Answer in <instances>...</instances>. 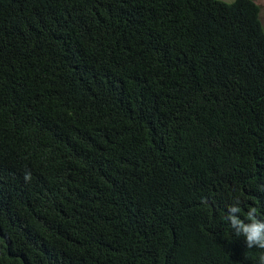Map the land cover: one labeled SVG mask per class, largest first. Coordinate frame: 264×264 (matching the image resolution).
<instances>
[{
  "label": "trees",
  "instance_id": "obj_1",
  "mask_svg": "<svg viewBox=\"0 0 264 264\" xmlns=\"http://www.w3.org/2000/svg\"><path fill=\"white\" fill-rule=\"evenodd\" d=\"M258 10L0 0V264H259Z\"/></svg>",
  "mask_w": 264,
  "mask_h": 264
},
{
  "label": "clouds",
  "instance_id": "obj_2",
  "mask_svg": "<svg viewBox=\"0 0 264 264\" xmlns=\"http://www.w3.org/2000/svg\"><path fill=\"white\" fill-rule=\"evenodd\" d=\"M240 212L238 205L232 206L229 209L227 220L230 222V226L237 237L243 236L246 247L253 248L257 247L264 249V221L257 219L256 209H251L247 214V220L245 223L237 213ZM259 264H264V255L259 257Z\"/></svg>",
  "mask_w": 264,
  "mask_h": 264
},
{
  "label": "rangeland",
  "instance_id": "obj_3",
  "mask_svg": "<svg viewBox=\"0 0 264 264\" xmlns=\"http://www.w3.org/2000/svg\"><path fill=\"white\" fill-rule=\"evenodd\" d=\"M222 1H225V2H230L232 0H222ZM254 3L257 4L258 6V17H259V20H260V24H261V27L264 31V0H252Z\"/></svg>",
  "mask_w": 264,
  "mask_h": 264
}]
</instances>
